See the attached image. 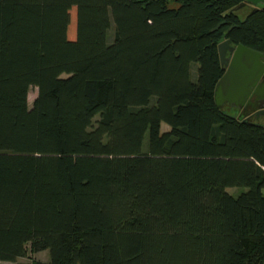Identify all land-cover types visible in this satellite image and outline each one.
I'll use <instances>...</instances> for the list:
<instances>
[{"label": "trees", "instance_id": "trees-1", "mask_svg": "<svg viewBox=\"0 0 264 264\" xmlns=\"http://www.w3.org/2000/svg\"><path fill=\"white\" fill-rule=\"evenodd\" d=\"M244 1L0 0V261L264 264V124L213 101Z\"/></svg>", "mask_w": 264, "mask_h": 264}, {"label": "water", "instance_id": "water-1", "mask_svg": "<svg viewBox=\"0 0 264 264\" xmlns=\"http://www.w3.org/2000/svg\"><path fill=\"white\" fill-rule=\"evenodd\" d=\"M252 9L264 6V0H245L239 6ZM219 62L224 68L213 90L218 107L228 104L238 111H254L256 118L264 115V54L233 45L228 39L217 44Z\"/></svg>", "mask_w": 264, "mask_h": 264}, {"label": "rangeland", "instance_id": "rangeland-1", "mask_svg": "<svg viewBox=\"0 0 264 264\" xmlns=\"http://www.w3.org/2000/svg\"><path fill=\"white\" fill-rule=\"evenodd\" d=\"M249 8H244V10L241 13H238L239 17H243L246 12H248ZM112 27V24H110V28ZM111 35V29L109 31V36ZM109 40V37H108ZM36 90L34 87L28 88L27 91V105L30 107L31 102L35 96ZM220 108L227 114L232 115V116H237L238 110L231 107L228 104H224L220 106ZM247 112V111H245ZM250 112V111H249ZM97 119V116L93 117V121ZM252 121L257 122L259 124H264V115L256 118V115L253 117L251 116ZM161 130H166L167 126L165 124H161ZM143 148L145 147V136L142 142ZM245 188L243 187H226L225 191L229 193L231 196H236L238 193L241 191H244ZM49 259V253L48 250H42L38 252H32L29 248L28 243L25 244V251L24 254L21 257H18L14 259L13 261H0V264H32L34 261H47Z\"/></svg>", "mask_w": 264, "mask_h": 264}, {"label": "flooded vegetation", "instance_id": "flooded-vegetation-1", "mask_svg": "<svg viewBox=\"0 0 264 264\" xmlns=\"http://www.w3.org/2000/svg\"><path fill=\"white\" fill-rule=\"evenodd\" d=\"M252 115H253V117L255 116L254 111L250 112V116H252Z\"/></svg>", "mask_w": 264, "mask_h": 264}, {"label": "crops", "instance_id": "crops-1", "mask_svg": "<svg viewBox=\"0 0 264 264\" xmlns=\"http://www.w3.org/2000/svg\"><path fill=\"white\" fill-rule=\"evenodd\" d=\"M243 7H245V8H249V9H252L251 7H249V6H247V5H246V6H243ZM259 117H260V116H259Z\"/></svg>", "mask_w": 264, "mask_h": 264}]
</instances>
